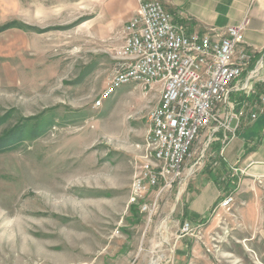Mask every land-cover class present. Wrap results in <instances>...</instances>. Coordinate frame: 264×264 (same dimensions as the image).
Returning <instances> with one entry per match:
<instances>
[{"label":"rangeland","instance_id":"1","mask_svg":"<svg viewBox=\"0 0 264 264\" xmlns=\"http://www.w3.org/2000/svg\"><path fill=\"white\" fill-rule=\"evenodd\" d=\"M134 9L0 0V264H264V183L189 219V192L206 176L192 155L172 189L142 200L157 202L152 211L129 203L161 83L126 84L94 104Z\"/></svg>","mask_w":264,"mask_h":264},{"label":"built area","instance_id":"2","mask_svg":"<svg viewBox=\"0 0 264 264\" xmlns=\"http://www.w3.org/2000/svg\"><path fill=\"white\" fill-rule=\"evenodd\" d=\"M247 25L248 17H244L237 25L189 32L186 23L176 21L165 0H136L123 30V59L94 104L101 106L126 84L151 88L161 83L158 105L148 114L149 156L133 178L130 204L152 211L157 202L142 200L153 189H172L182 179L193 147L204 133L221 132V155L235 137L238 124L232 129L230 122L239 116L224 115L232 107L230 94L235 89L251 91L248 82L261 67L257 50L243 39ZM260 102L258 111L264 96ZM188 170L192 173L193 167ZM233 202L234 196L227 194L216 207L228 208ZM178 230L188 232L191 226L182 222Z\"/></svg>","mask_w":264,"mask_h":264},{"label":"crops","instance_id":"3","mask_svg":"<svg viewBox=\"0 0 264 264\" xmlns=\"http://www.w3.org/2000/svg\"><path fill=\"white\" fill-rule=\"evenodd\" d=\"M165 4L176 21L186 23L189 32L237 25L248 17L243 39L257 50L256 60L261 61L257 75L248 82L253 89H235L230 94L232 107H227L224 115L234 113L239 120L230 122L232 129L238 126L224 153L220 154L221 132L204 133L193 148L196 164L202 160L206 176L189 192L183 214L198 219L226 193L234 195L232 191L240 187L264 183V103L258 111L264 96V0H165ZM252 114L257 117L252 119Z\"/></svg>","mask_w":264,"mask_h":264}]
</instances>
